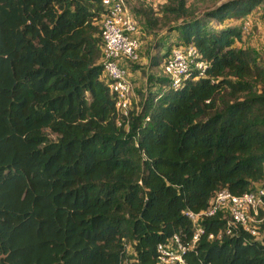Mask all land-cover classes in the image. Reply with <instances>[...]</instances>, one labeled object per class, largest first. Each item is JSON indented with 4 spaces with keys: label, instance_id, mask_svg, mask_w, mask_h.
Returning a JSON list of instances; mask_svg holds the SVG:
<instances>
[{
    "label": "trees",
    "instance_id": "trees-1",
    "mask_svg": "<svg viewBox=\"0 0 264 264\" xmlns=\"http://www.w3.org/2000/svg\"><path fill=\"white\" fill-rule=\"evenodd\" d=\"M136 2L205 67L175 89L148 77L125 130L100 78V0H0V264H157L158 243L190 239L182 210L264 185V53L231 24L264 0H166L159 16ZM221 224L201 222L187 264H264V237L208 241Z\"/></svg>",
    "mask_w": 264,
    "mask_h": 264
},
{
    "label": "built area",
    "instance_id": "built-area-1",
    "mask_svg": "<svg viewBox=\"0 0 264 264\" xmlns=\"http://www.w3.org/2000/svg\"><path fill=\"white\" fill-rule=\"evenodd\" d=\"M100 2L104 9L98 20L101 29L100 78L113 95L116 126L127 130L126 119L133 93L124 65L138 58L137 22L127 0ZM250 22V15L241 19L242 31L248 28ZM196 55V48L190 43L174 45L168 50L160 65L161 73L168 79L171 88L180 86L188 77L190 68L197 69L198 76L202 75L205 63L196 60ZM182 212L192 225L190 239L182 242L174 234L166 242L158 243L155 248L157 264H187L185 252L204 234L201 222L213 217H217L222 224L215 232L206 233L208 241H221L242 231L252 240L260 242L264 237V185L255 184L241 194H232L226 188H221L214 192L205 208L196 212L184 209Z\"/></svg>",
    "mask_w": 264,
    "mask_h": 264
},
{
    "label": "rangeland",
    "instance_id": "rangeland-1",
    "mask_svg": "<svg viewBox=\"0 0 264 264\" xmlns=\"http://www.w3.org/2000/svg\"><path fill=\"white\" fill-rule=\"evenodd\" d=\"M137 0H127V5L131 12L134 14L135 20L137 22V38L139 42L138 58L135 61L128 62L126 64L127 71L131 73L132 79V93L134 98H132V106L134 107L139 95L143 94L145 89L150 87V81L148 77L162 75L161 65L156 67H149V58L151 55L155 54L157 50L155 49L156 45L161 44L162 49L159 51L161 54V62L163 61L164 56L168 50L174 46L179 45L180 41L176 37V34L172 28L167 29L162 25H158L154 28H150L143 24L138 17V15L132 10V7L136 5ZM187 4H190L196 12H201L205 8H209L219 1L223 0H186ZM144 4L150 6L154 12V16H159L161 13V8L165 4L166 0H143ZM263 6H258L253 14H250L251 22L248 28L243 30L241 38L239 41H234L236 46H244L253 50L258 59H262L264 53V15L262 14ZM241 20H231V24L236 26L240 25ZM99 23V22H98ZM223 23H228V20H225ZM174 23H170L173 25ZM214 25L215 23L212 22ZM146 26V27H145ZM152 85V84H151ZM128 255H133L130 245H127Z\"/></svg>",
    "mask_w": 264,
    "mask_h": 264
},
{
    "label": "crops",
    "instance_id": "crops-1",
    "mask_svg": "<svg viewBox=\"0 0 264 264\" xmlns=\"http://www.w3.org/2000/svg\"><path fill=\"white\" fill-rule=\"evenodd\" d=\"M253 11H254V10H252L250 14H253ZM127 63H128V62H127ZM127 63H125V65H124L125 67H126V64H127ZM126 69H127V68H126ZM132 79H133V78L131 77V73L128 72V80H129V82H130L131 87H132Z\"/></svg>",
    "mask_w": 264,
    "mask_h": 264
}]
</instances>
